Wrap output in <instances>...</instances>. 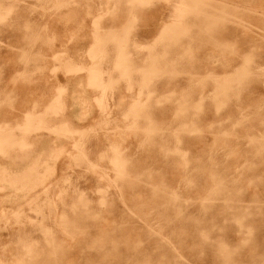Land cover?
I'll return each instance as SVG.
<instances>
[{"label": "rangeland", "instance_id": "374dc122", "mask_svg": "<svg viewBox=\"0 0 264 264\" xmlns=\"http://www.w3.org/2000/svg\"><path fill=\"white\" fill-rule=\"evenodd\" d=\"M177 2L0 0V264H264V0Z\"/></svg>", "mask_w": 264, "mask_h": 264}, {"label": "bare ground", "instance_id": "6f19581e", "mask_svg": "<svg viewBox=\"0 0 264 264\" xmlns=\"http://www.w3.org/2000/svg\"><path fill=\"white\" fill-rule=\"evenodd\" d=\"M132 1L143 3V5H147V4H149V2L151 0H132ZM188 8H189V6L187 4H185L183 2V0H180V1L178 0L177 3H173V14H172V19L170 18V20L173 23H176V24H178L179 20H181L180 23H184L185 22L186 11L189 12L188 10H190ZM98 19H100V17H98ZM97 26L98 25L96 24V29H97ZM168 31H170V30H168L166 28L162 29L160 34L158 35V37L160 38L164 33H167ZM110 38H112V37H110ZM101 39H102V37H100L98 35V32L96 31L95 42H94L93 46L90 48V50H89L90 57H92L95 60H97V55L106 54V48L104 47L103 41ZM125 49H126V46L124 44L119 46V51H118V53L116 55L115 62L113 64V67H112L113 69L112 70H114L116 72H119L121 77H126V79L129 80V76H130V68H129V62H128L129 56H128L127 53H125ZM93 62H95V61H93ZM68 69H69V71H72V72H75V73H78V72L79 73L80 72H86L87 73L88 87L94 88V89H99V90L102 91L101 96L99 98H97V99H94L95 103L101 108V106L104 103V100L106 98V95H107L106 93H104V89L109 84V83L105 84V82L103 80V75H104L103 64H100V63L97 62L96 64H91V65H89L87 67H85L83 65L82 66H78L76 64H74V65L71 64ZM142 71H143V69H142ZM108 81H110V80H108ZM114 83H115V81H114ZM63 91H64V89L60 90V92H63ZM73 100H75L77 105L79 104L82 107H84L85 109L88 106V104H87L88 101H87L86 98H78V100L74 98ZM136 102H138V100ZM133 104H136L135 106L133 105L135 110H136V108L138 106H142L141 102H139V103H135L134 102ZM143 104H144V102H143ZM74 105H76V104H74ZM60 107L64 108V102L62 100V95L61 94L58 97H56V102H55V108H60ZM87 108H89V107H87ZM131 110H132V108H131ZM80 111H81V109H80ZM78 112H79V110H78ZM87 113H88V111H87ZM28 115L31 116V114H29V113H28ZM35 117H36L35 120H37V121H33L34 119L30 120L31 122L30 121H26L27 125L22 127L23 131L47 130V131L60 132V133H66V134H76L77 133L76 130L70 129L68 126L67 127L64 126V127L60 128V129H54V127H52L51 125H48V123L44 120L46 118V112L40 113V115L38 117L35 115ZM3 129L6 130L7 126H4ZM5 140L6 139L0 140V154L1 155L2 154L4 155L6 153V152L3 151V149H4V147L9 145L8 143L5 142ZM22 140L19 143L18 142H16V143L19 144V146L21 148H26L28 145L24 144V141H22ZM112 153H113V158L110 160V162L113 165L114 170L119 174L123 170V167H124L123 163L124 162L123 161L121 162V160L119 158V154L120 153H119L117 147L113 146Z\"/></svg>", "mask_w": 264, "mask_h": 264}]
</instances>
